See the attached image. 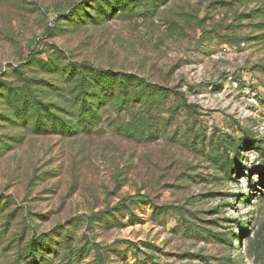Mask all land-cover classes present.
<instances>
[{
	"label": "rangeland",
	"instance_id": "374dc122",
	"mask_svg": "<svg viewBox=\"0 0 264 264\" xmlns=\"http://www.w3.org/2000/svg\"><path fill=\"white\" fill-rule=\"evenodd\" d=\"M120 1L0 0V264H264V0Z\"/></svg>",
	"mask_w": 264,
	"mask_h": 264
},
{
	"label": "trees",
	"instance_id": "16d2710c",
	"mask_svg": "<svg viewBox=\"0 0 264 264\" xmlns=\"http://www.w3.org/2000/svg\"><path fill=\"white\" fill-rule=\"evenodd\" d=\"M120 2L122 3H126L128 5H132V4H135V6H143V5H146V1H141V0H121ZM10 87V86H9ZM95 114V113H94ZM93 113L90 115L91 116V120H93L94 118H96V116L94 115ZM94 121V120H93ZM87 122H88V118H83L81 119L80 123L81 124H84V126L86 127L87 126ZM132 246H134L133 243H131Z\"/></svg>",
	"mask_w": 264,
	"mask_h": 264
}]
</instances>
